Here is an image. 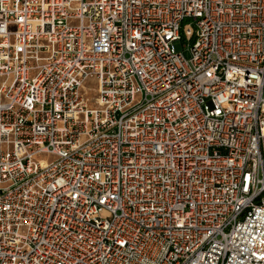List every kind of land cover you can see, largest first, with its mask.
<instances>
[{
	"label": "built area",
	"instance_id": "2783aa9c",
	"mask_svg": "<svg viewBox=\"0 0 264 264\" xmlns=\"http://www.w3.org/2000/svg\"><path fill=\"white\" fill-rule=\"evenodd\" d=\"M0 264H264V0H0Z\"/></svg>",
	"mask_w": 264,
	"mask_h": 264
},
{
	"label": "rangeland",
	"instance_id": "374dc122",
	"mask_svg": "<svg viewBox=\"0 0 264 264\" xmlns=\"http://www.w3.org/2000/svg\"><path fill=\"white\" fill-rule=\"evenodd\" d=\"M193 21V19H190V18H188V19H186L184 22H183V26L185 25V24H188V23H191ZM184 40H185V38H184ZM187 42V41H186ZM176 45H177V47L181 50V49H183V44L181 43V42H177L176 43ZM189 54H190V52L188 51V50H185V55L186 56H189Z\"/></svg>",
	"mask_w": 264,
	"mask_h": 264
}]
</instances>
